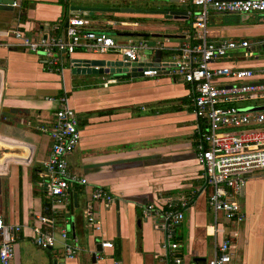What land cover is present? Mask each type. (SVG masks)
<instances>
[{
    "label": "crops",
    "instance_id": "obj_1",
    "mask_svg": "<svg viewBox=\"0 0 264 264\" xmlns=\"http://www.w3.org/2000/svg\"><path fill=\"white\" fill-rule=\"evenodd\" d=\"M124 1L130 3L128 8H157L155 0L82 3L124 9L119 7ZM75 4V0H0V218L22 229L12 264H161L155 256L164 254L168 234L180 246L183 264H206L231 231L236 233L233 264H264V171L248 177L238 197L244 221L233 225L220 215L215 223L204 172L196 160L201 125L190 105L189 87L174 80L170 69L154 78H116L106 84L109 75L73 73L70 59L63 62L62 71L51 70L43 56L25 51L13 35L18 31L33 40L63 35L70 19L82 18L87 29L105 33L117 45L146 44L147 40L127 38L128 34L175 36L164 44L170 53L162 62L168 63L194 35L191 16L178 21L123 13L85 17L73 14L70 8ZM181 8L191 13L190 0H181ZM128 16L146 21L141 24ZM206 32L210 40L253 44L252 58L237 53L218 66L264 68V13L214 14L207 20ZM140 53L142 63L152 62L153 52ZM121 59L119 54L80 49L71 56L79 64ZM63 96L77 114L81 131L80 143L68 159L69 169L88 183L72 189L70 203L54 208L38 185L51 149L49 135L40 129L53 123ZM255 106L264 107V102L237 104L241 113ZM165 108L168 111L162 114ZM95 188L113 196L110 208L92 199ZM182 200L186 206L180 210ZM166 201L182 213L179 225L165 228L162 221L143 218V206ZM48 210L64 216L57 231L65 229L77 240L79 251L73 260L63 259L59 246L45 251L33 244L38 218ZM86 212L100 224V231L87 224ZM104 241L112 248H102Z\"/></svg>",
    "mask_w": 264,
    "mask_h": 264
},
{
    "label": "built area",
    "instance_id": "obj_2",
    "mask_svg": "<svg viewBox=\"0 0 264 264\" xmlns=\"http://www.w3.org/2000/svg\"><path fill=\"white\" fill-rule=\"evenodd\" d=\"M190 6L193 9L190 15L194 35L171 56V61L162 63L160 68L138 66L133 69L142 68L143 78L158 77L160 72L170 69L168 74L174 80L189 87L190 105L201 125L196 160L204 172L208 209L215 223L217 217L222 215L229 224L237 225L245 219L238 197L248 177L264 171V130L261 128L264 125V112L241 113L237 104L243 101L264 102V68L254 71L218 66L220 62L233 60L237 53H242L244 59L252 58L253 44L247 40H210L206 23L214 14H263L264 0H190ZM87 24L82 18H73L68 21L63 35L44 36L37 40L18 31L13 35L21 48L43 56L47 66L57 72L62 71L63 62L68 59L72 69L76 66L88 67L87 63L79 64L71 60L77 49L96 55L119 54L124 63H142L138 51L146 48L145 43L136 46L117 45L105 33L87 29ZM114 80L109 78L106 84ZM59 104L53 123L40 129L49 135L51 149L38 185L52 200L54 208L70 203L72 189L84 187L88 183L69 169L68 159L81 139L77 114L68 106L65 96L59 99ZM92 199L103 203L105 208H110L114 202L113 196L100 188L93 190ZM178 206L181 210L186 202L182 200ZM177 208L171 201H166L159 205L147 204L142 207L141 213L143 218L162 221L165 228H170L183 220ZM51 213L53 216L57 214L54 211ZM53 216L38 218L40 226L34 229L33 244L45 251H52L59 246L63 259L73 260L78 255V242L70 237L67 230L57 231ZM84 217L88 225L100 231V224L91 212H86ZM21 230L20 226L5 224L0 218V264H12L14 244ZM235 238L236 233L231 231L206 264H233ZM101 247L110 249L112 243L101 242ZM179 250L178 243L172 241L168 234L163 245L164 254L155 256V259L161 264H183Z\"/></svg>",
    "mask_w": 264,
    "mask_h": 264
},
{
    "label": "water",
    "instance_id": "obj_3",
    "mask_svg": "<svg viewBox=\"0 0 264 264\" xmlns=\"http://www.w3.org/2000/svg\"><path fill=\"white\" fill-rule=\"evenodd\" d=\"M84 0H75V5L71 6L70 10L76 16H85V17H94L97 14L107 13H123V14H134V15H159L164 17L165 20H182V18H187L190 15L187 10L181 8V0H155V9H136V8H102V7H91L82 3ZM82 3V4H81ZM12 4V3H11ZM87 4V3H86ZM191 12L193 11L190 8ZM191 16V15H190ZM192 20V16H191ZM141 23V22H140ZM145 23V22H144ZM143 22L141 24H144ZM192 26V21L191 25ZM127 38L135 39H145L146 48L144 50H150L153 52V60L150 63H124L123 61H88L85 68H80L76 66L73 69V73L78 75H109L111 78H126V79H142L143 73L142 68L133 69L138 66H144L145 68H160L162 65V60L165 58L163 52L166 50L164 44L170 40L176 38L173 35L168 34H148V33H137V34H128ZM98 69H95V68ZM132 68V69H131ZM144 68V69H145ZM160 72L158 76H161ZM247 112H262L264 107H252L246 109ZM7 238V237H6Z\"/></svg>",
    "mask_w": 264,
    "mask_h": 264
},
{
    "label": "trees",
    "instance_id": "obj_4",
    "mask_svg": "<svg viewBox=\"0 0 264 264\" xmlns=\"http://www.w3.org/2000/svg\"><path fill=\"white\" fill-rule=\"evenodd\" d=\"M123 4H125V5H119V7H126V8H128L129 7V5H130V3H128L127 1H126V3H125V1L123 2ZM127 19L128 20H132V21H137V22H145L146 21V18H143V17H141V18H139V16H135V17H133V16H128L127 17ZM194 43H196V42H194ZM170 53V52H169ZM169 53H167V51H164L163 52V55L165 56V57H168V55H169ZM168 110H167V108H165V109H162V114H164L165 112H167ZM79 120V119H78ZM261 128H263L262 130H264V127L262 126ZM261 128H259V129H261ZM258 129V128H257ZM45 216H49V217H52L53 215H52V213L48 210L47 212H46V214H45ZM53 218L56 220L55 222V226H56V228H58L59 226H61L62 224H63V219H64V216L63 215H54L53 216ZM118 250V249H117Z\"/></svg>",
    "mask_w": 264,
    "mask_h": 264
},
{
    "label": "rangeland",
    "instance_id": "obj_5",
    "mask_svg": "<svg viewBox=\"0 0 264 264\" xmlns=\"http://www.w3.org/2000/svg\"><path fill=\"white\" fill-rule=\"evenodd\" d=\"M111 36H112V35H111ZM135 40H136V39H135ZM142 54H143V53H140V54H139V57H140ZM137 80L141 81L140 79H137ZM137 80H135V81H137ZM255 107H260V106H255ZM255 107H254V108H255ZM242 109H245V108H242Z\"/></svg>",
    "mask_w": 264,
    "mask_h": 264
}]
</instances>
